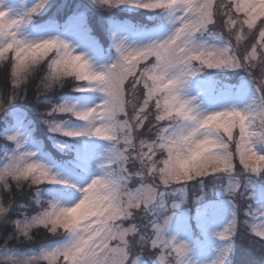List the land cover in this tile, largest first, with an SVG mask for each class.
<instances>
[{
    "label": "clouds",
    "instance_id": "1",
    "mask_svg": "<svg viewBox=\"0 0 264 264\" xmlns=\"http://www.w3.org/2000/svg\"><path fill=\"white\" fill-rule=\"evenodd\" d=\"M146 2L147 0H92V3L105 10L136 3H139L142 8ZM232 6V0H199L196 4L199 11L195 15L194 26L187 28L184 32L185 43L191 46V51L206 46L208 49L223 52L231 47L233 40L239 48L242 42L254 38L253 30L256 28V20L264 15V0H237V9H246L243 11L242 18L237 17L239 26L234 30L227 26V33L221 34L215 28L217 21L213 20V9L215 8L218 14L222 8L231 9ZM182 10H184L183 6L173 10L166 9L164 14L167 22L177 23V13ZM184 14L187 15V11ZM9 19L3 11H0V68L8 69L10 83L13 86L16 79L13 76L15 63L9 60L6 54L22 49L21 57L25 62H30L31 56L26 55V46L37 42L22 35L23 29L30 22L13 30ZM10 32L11 35H9ZM211 33H216L214 37L216 40L223 41L222 46L201 42V38ZM258 34L264 36V24L259 26ZM44 41L46 42L47 39ZM125 43L127 48H133L128 45L127 40ZM73 50L77 56L86 57L83 61L84 67L80 69L81 79L78 80L86 81L85 85H91L93 81L89 73L97 70L85 54L77 53L75 48ZM245 50L247 47L244 48ZM251 51L257 53L255 60L245 55L240 69L227 67L221 69L246 72L254 81L252 85L255 94L243 107L232 104L214 112L204 107L198 95H191L196 77L211 68H206L201 63L196 66L181 60L165 61L158 69L152 64L145 66L146 71H156L160 77L169 81H179L169 95L190 102L186 115L178 120L173 117L171 124L150 123L147 133L141 135L138 130L145 128V121H149L151 113L146 115L139 124L134 120L129 123L121 97L118 95L110 97V111L106 113L110 119L106 121L105 128L106 135L110 139L98 138L109 144L106 149L107 162L101 164L107 167L99 165L101 174L94 177L82 189H77L80 197L75 203L65 204L60 199L46 201L40 199L44 186L65 185L69 182L62 179L51 166L36 159L37 153L29 150L22 139L19 142L23 145L22 149L18 147L17 142L11 141L15 147L9 157L18 154L24 159L17 163H13L11 159L0 163V224L8 221L9 214L16 205L15 194L22 195L24 191L32 190L40 203L36 202L37 199L35 200L38 208L34 214L29 215L28 212H23L21 217L11 221L15 226L12 235L17 240L34 242L36 234L46 230L54 237H67V243L63 246H77L85 233H91L97 241L96 247L99 251L93 249L85 257L84 264H142L143 257L149 254L155 257L154 264H191L190 245L178 235L172 234L176 210L186 202L189 182L198 181L203 184L209 177L216 181H226L224 191L229 197L235 199L242 194L245 180L258 178L264 174V154L260 151L264 149V92L261 91L264 89V45L257 42L255 47H251ZM119 60L120 53L113 63L116 67L112 69V74L117 77L121 75ZM77 67L80 66L77 65ZM38 72L42 75L36 84L37 101H47L50 94L62 89L67 83L64 79L56 80L51 72L44 73L42 69L35 66L19 78L20 84L17 87H26ZM80 85H75V89ZM8 103L9 100L0 91V108H6ZM63 105L65 103L53 104L47 113L48 116L64 115L80 121L81 118L75 113L86 111V107H80L78 104H75V109L71 106L62 108ZM129 107H135V105L130 103ZM160 107L166 114L167 109H164L163 105ZM198 121L203 123L198 124ZM45 123L48 124L52 133L56 134L55 128L59 127L60 136L69 138H76L80 132L99 130L94 128L91 122H84L85 126L79 129L65 127L63 122L56 120L47 119ZM197 127L198 132L191 142L182 139L185 135L191 137L192 130ZM236 128H239L238 134L241 138L244 132L248 133L246 147L249 151L245 155L256 154V159L259 161L258 171H252L249 166L243 164L242 159H239V164L243 168L237 170L234 163L237 146L233 148L230 143ZM169 129L173 130L169 131ZM176 129L181 131L177 132ZM183 129L188 131L184 132ZM130 164L133 165L134 170L129 169ZM37 165L41 166L47 174V180L40 177V184L34 183V179L40 176L41 171V168L36 167ZM24 172L28 173L27 177L22 174ZM248 187L251 188L252 185L248 184ZM166 193L179 196L180 199L169 205L165 201ZM247 198L254 200L255 193L250 192ZM196 199L199 200L200 197ZM20 207L28 208L29 206L21 205ZM254 213L258 214L254 215ZM244 216L248 219H244L243 224L251 223V232L264 240V206L257 209L249 204L248 209L244 210ZM140 219L148 221L155 236L151 252L148 241L144 239L146 234L144 228L147 225L138 224L137 221ZM129 221L131 223L126 224ZM237 227L238 212L233 211L232 219L220 232H227L228 241H231L237 233ZM217 237L220 239L218 235ZM225 249L230 251L226 252ZM230 253L231 245L226 243L211 264H228ZM0 264H43V261L40 256L15 255L14 249L9 247L6 239L4 244L0 245Z\"/></svg>",
    "mask_w": 264,
    "mask_h": 264
},
{
    "label": "rangeland",
    "instance_id": "2",
    "mask_svg": "<svg viewBox=\"0 0 264 264\" xmlns=\"http://www.w3.org/2000/svg\"><path fill=\"white\" fill-rule=\"evenodd\" d=\"M55 0L47 5L38 15H35L31 22L23 29L22 35L26 36L29 40L34 42H41L46 39L59 38L67 43H70L77 51V53L85 54L93 63L97 71H103L108 66L113 64L118 59L116 52V42L119 39L127 40L129 46L140 47L155 41H162L167 38L171 32L172 26L165 19V14L159 11H149L142 8L132 7L130 5H122L118 8L105 10L93 4L91 13L100 14L103 19L107 17V11H117L109 16L104 22V30L94 28L89 25V20L85 11L81 9L77 12H72L69 15L73 16L72 19L65 22L68 18L67 10L63 12V7L58 6L53 12L49 13L50 7ZM86 7V1L78 0ZM39 0H0V11L9 13L10 19H22L26 13L34 7ZM226 8H222L218 14L214 15L217 21L215 28L221 34L227 33V17L224 16ZM216 12L214 8V13ZM232 15L234 17H243V13L235 11L234 3L232 6ZM263 21L260 23L264 24ZM100 27V25H95ZM239 25H237L238 27ZM246 28V26H245ZM259 26L253 30L255 32L254 38L248 39L239 46L238 51L235 53L237 56L244 53V48L251 51V46H246L250 41L259 42L258 35ZM216 33H211L201 38V42H206L209 45L222 46L223 41L216 40ZM246 42V44H245ZM235 44V41H232ZM245 45V46H244ZM253 45V44H252ZM258 49V53H259ZM246 54V53H245ZM7 57L11 55L14 60V53L6 54ZM55 55L53 50L48 54V57L39 65L44 66L46 71L47 64ZM154 57H150L147 61L139 65L143 69L145 64H152ZM196 66L199 63L196 62ZM139 75V72H137ZM66 78V77H65ZM75 84L71 93L62 94L52 100L48 104L46 113H41L36 116L28 113V109L12 108L3 117L0 122L2 125L1 139L5 143V148L0 147V163L5 160V157L10 156L14 150V143L7 139L8 136L20 135L23 141H26L27 148L37 153L36 159L48 164L53 170L58 173L62 179L67 180L68 185H47L44 186V191L40 193V199L46 201L49 199H60L65 204H72L78 201L80 193L77 189H82L90 181L99 176V165L106 163V149L109 147L108 142L102 141L98 138H69L59 136L49 130L48 124L45 119L56 120L63 122L65 127L79 129L84 127V122L77 121L74 118L70 119L64 115H55L52 117L47 116L53 104L60 103H74L80 107H92L102 102L103 97L100 93L82 94L75 91V85L87 83L80 81L73 77ZM129 79V83L131 82ZM127 86V85H126ZM72 86H70L71 89ZM236 89H239L236 93ZM253 85L248 77V74L243 71H230L226 69H206L196 77L193 82L191 95H198L203 101L204 107L208 111H216L228 107L232 104H237L241 107L249 102L250 97L253 95ZM234 95V97H233ZM51 100V99H50ZM154 104V101L152 102ZM149 121H145V128L139 129L141 135L147 133V128L150 123H167L157 122L154 120L155 109L150 106ZM33 117V118H32ZM34 122H38L37 126ZM150 135V134H147ZM233 142L231 146L235 148V140L238 138V129L233 131ZM261 154H264V149H260ZM234 163L237 170L243 168L239 164V156L235 155ZM130 170L133 165H128ZM138 168V165H136ZM189 191L186 202L176 210V216L172 228V234L178 235L180 239L187 241L191 247L189 260L191 264H211L216 258L217 253L222 249L225 244L231 245V253L238 248L239 237L242 234L247 235L253 241L260 243L258 247L260 250L259 263L264 264V241L256 237L251 232V223L244 225L243 220L248 219L245 217L244 210L248 209L249 204L254 208L259 209L264 206V174L258 178L244 181V188L242 194L235 199L229 197L224 188L226 181H216L209 177L204 180L203 184L198 181H190ZM248 184L252 187L249 188ZM75 185L76 187H72ZM32 195L29 201L21 205H28L24 208V212L29 215L34 214L38 206L35 204L37 197L31 190ZM250 192L255 193V199H248ZM196 197H200L199 200ZM180 197L171 193H166L165 201L169 205L179 200ZM233 211L238 212V227L237 233L232 237L231 241L224 242L217 237V233L222 231L225 226L232 219ZM258 214V213H254ZM141 226L147 225L144 231L153 239L155 236L152 233L151 225L145 219L137 221ZM129 221L126 224H130ZM50 238L44 245H29L26 248H15L14 254L17 256L38 257L45 251L62 247L67 243V237L52 236L48 233ZM149 251L151 247L149 243ZM149 263H147L148 261ZM155 257L151 254L145 255L142 264H154ZM63 262L61 257L58 264ZM44 264H47L45 261ZM228 264L230 261L228 260Z\"/></svg>",
    "mask_w": 264,
    "mask_h": 264
},
{
    "label": "snow or ice",
    "instance_id": "3",
    "mask_svg": "<svg viewBox=\"0 0 264 264\" xmlns=\"http://www.w3.org/2000/svg\"><path fill=\"white\" fill-rule=\"evenodd\" d=\"M198 2L199 0H147L142 9L149 11H159L163 14L166 9L173 10L180 6H183L184 10L177 13V23H169L172 26L171 32L167 38L162 41H155L140 47L127 48L125 43L126 38L117 40L115 47L116 52L120 53L118 65L121 68V75L119 77L112 74V69L116 67V65L111 64L103 71L89 73V76L93 81L91 85L81 84L75 89V91L82 94L100 93L103 97L101 103L92 107H86V111H77L75 113L76 116L81 118V122H91L94 128L99 130L80 132L78 135H76V138L92 137L110 139V137H108L105 132L106 121L110 119V116L106 115V113L110 111L111 101L109 98L113 95H118L121 97L122 106L124 108L125 115L129 118V123L134 120L137 124H139L144 119V117L149 114L148 110L150 106L155 109L154 120L157 122H167V124H171L173 117H176L178 120L182 116L186 115V109L189 108L190 102L182 101L179 97L169 95L171 89H174L179 81H169L163 77H160L156 71H146L145 66L148 64H145L143 69L139 68V65L147 61L150 57L155 58L152 66H154L156 69H158L163 62L172 60L187 61L191 64H196V62H198L204 67L211 69H221L225 67L240 69L245 55L250 57L252 60H255L257 53L253 51L248 52L245 50L244 53H242L240 56H237L235 53L239 48L236 44H232L231 47L227 48L223 52L208 49L206 46L202 47L201 49H197L196 51L190 50L191 46L186 45L185 43L184 32L187 28L194 26L193 22L195 15L199 11L196 8V4ZM49 3L50 0H39V2L34 7H32L22 19H9V24L13 26L14 30L16 27H19L24 23L31 22L32 18L43 11ZM232 3H234L235 11L237 13H243V11H246V9H237V0H232ZM130 6L141 8L139 3L131 4ZM226 9L227 11L224 12V16L227 17L226 26H229L234 30L237 25H239V20L237 17L232 15V8ZM185 11H187V15L184 14ZM253 11H255V9H253ZM3 12L6 17H9L8 12ZM215 14L217 13H214L213 9L212 17L214 21H216L214 19ZM261 17H264V15ZM9 35H11V32ZM258 35L259 44L264 45V36L260 34ZM255 45L256 43L251 45V47H255ZM26 48V55L31 56L30 62H25V60L21 57V52H23L22 49H17L14 51L10 50L11 53H14L13 62L15 63V69L13 76L16 79L12 86L10 102L6 108H0V111L6 110L16 102L18 99L17 89H21V91H23L21 87H17V85L20 84L19 78L25 72H28L32 67L39 66L53 50L55 51V55L46 66L48 71L52 73L53 77L56 80H63L65 77H75L76 79H81L80 69L84 67L83 61H85L86 57L77 56L73 50L74 47L64 40L59 38H51L47 39L46 42L43 40L32 45H27ZM77 65L80 67L78 68ZM137 72H139V75H137ZM253 75H255V72H253ZM130 78L132 79L129 83ZM249 79L251 80L250 77ZM251 83L253 84L254 81L251 80ZM261 91L264 92V89H261ZM254 94L255 89L253 91V95ZM153 101L154 104L152 103ZM130 103L134 104L135 107H129ZM160 105H163L164 109H167L166 114L165 111L161 109ZM69 106H71L73 109L76 108L74 103H65L62 108H67ZM92 109H95V111H92ZM53 115H55V113H53ZM197 123L201 124L203 122L198 121ZM164 124L165 123H160V125ZM236 129H238L239 133V128ZM172 130L173 129H169V131ZM176 131L179 132L181 130L176 129ZM183 131L187 132L188 129H183ZM60 132L61 129L56 127L55 133L60 136ZM197 132L198 127L192 130L191 137L185 135L182 139L187 142H191ZM247 136V132H244L243 138H241V135L238 134V138L234 141L235 145L237 146L236 154H238L239 159L243 160L244 165L249 166L252 171H258L259 161L256 159V154L245 155V153L249 151V149L246 147L248 144ZM7 139L17 142L18 147L21 149L23 148V145L19 143L21 137L18 133L16 135L8 136ZM233 140L234 138L232 136L230 143L233 142ZM26 143L27 142L24 141V144ZM8 159H11L13 163H17L19 160H23L24 157L19 156L18 154H13L11 157H5V160ZM253 161H256V163H252ZM36 167L41 168L39 165ZM101 167H107V165H101ZM22 174L26 177L28 175L27 172ZM40 177H43L44 180H47V174L42 168L40 171V176L34 179V183L40 184ZM65 185L68 184L66 183ZM36 202L40 203L39 199H37ZM217 235L221 240L228 242L227 232H219ZM144 239L148 241V245L150 243V247L154 246L153 241L155 238L153 239L151 236L145 234ZM96 245L97 241L94 235L91 233H85L79 245L62 246L59 248L56 247L45 251L42 255H40V257L43 261V264L45 261L47 264H58V261L61 257L63 258L64 264H84L85 257L90 254L93 249L99 251ZM225 251L229 252L230 249H225Z\"/></svg>",
    "mask_w": 264,
    "mask_h": 264
},
{
    "label": "trees",
    "instance_id": "4",
    "mask_svg": "<svg viewBox=\"0 0 264 264\" xmlns=\"http://www.w3.org/2000/svg\"><path fill=\"white\" fill-rule=\"evenodd\" d=\"M86 1V7L84 8L83 4L79 2L78 0H55L53 4L50 7L49 13L53 12L54 9H56L58 6L63 7V12L67 10V14L69 15L72 12H77L83 9L85 11V14L89 20V25L93 26L94 28H99L101 30H104V22L105 20L111 16L113 13L117 11H107L106 15L107 17L103 19L100 14H94L91 13L92 8L94 7L93 4H90L91 1L89 0H83ZM119 13V12H117ZM241 17V15L239 16ZM104 21V22H103ZM263 21V18H260L256 22V26H260V23ZM100 25V27H96L95 25ZM246 44V42H245ZM254 44L253 41H250L246 45ZM245 46V45H244ZM9 60L11 59V55L8 57ZM44 73H46V69L44 66H38ZM42 73L38 72L33 78L30 83L26 86V88L21 87V89H17L18 99L14 104H12L10 107H8L4 111H0V122L4 119L3 117L7 116L5 115L8 111H10L12 108H24L28 109V113L30 114H36L39 115L41 113H46L48 110L47 106L52 102L53 99L58 97L62 94H69L72 91V88L75 84V80L73 77H66L64 80L67 82L65 86L62 89H58L57 91L53 92L49 95L47 101H37L36 97L38 94V89L36 88V84L38 80L40 79V76ZM70 86L71 89H70ZM0 91L3 92L4 96L9 100L10 102V96L12 92V85L10 83V76L7 68H0ZM51 99V100H50ZM7 107V106H6ZM5 115V116H4ZM33 118V117H32ZM38 122H34V125L37 126ZM2 131V125L0 124V134ZM4 142L1 139L0 136V144ZM32 192L31 190H26L21 195L19 193L15 194L16 199V205L13 207V211L9 214L8 221L4 224H0V245H3L5 240H8L9 247L10 248H26L29 245H42L45 244L50 238H48V233L46 230H41L38 234H36V239L34 242H26L24 240H17L14 235V225L11 223L12 220L21 217V214L25 211L24 208H21V204L25 202L26 204L29 201V198L31 197ZM23 204V205H24ZM244 215V214H243ZM128 223V222H126ZM11 236V238H10ZM260 243H257L250 239L247 235L242 234L239 237V245L238 248L233 252L232 256L230 257L229 261L230 264H258L259 263V247Z\"/></svg>",
    "mask_w": 264,
    "mask_h": 264
}]
</instances>
